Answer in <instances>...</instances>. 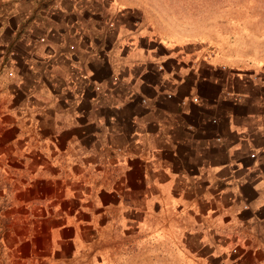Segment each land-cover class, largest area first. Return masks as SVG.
Wrapping results in <instances>:
<instances>
[{
	"label": "crops",
	"instance_id": "crops-1",
	"mask_svg": "<svg viewBox=\"0 0 264 264\" xmlns=\"http://www.w3.org/2000/svg\"><path fill=\"white\" fill-rule=\"evenodd\" d=\"M140 1L0 0V264H106L107 233L264 264V56Z\"/></svg>",
	"mask_w": 264,
	"mask_h": 264
},
{
	"label": "rangeland",
	"instance_id": "rangeland-1",
	"mask_svg": "<svg viewBox=\"0 0 264 264\" xmlns=\"http://www.w3.org/2000/svg\"><path fill=\"white\" fill-rule=\"evenodd\" d=\"M140 3L147 7L150 24L166 36L205 38L212 32L229 31L246 43L250 65L256 64L257 56H264V0H141ZM157 234L107 233L96 248L102 249L106 264H145V258L151 257L147 249L155 251L151 264H162V256L164 262L177 264L176 252L185 245L183 260L192 261L188 248L198 247L194 238L187 233L178 238L172 233L162 240ZM162 246L171 254H160Z\"/></svg>",
	"mask_w": 264,
	"mask_h": 264
},
{
	"label": "built area",
	"instance_id": "built-area-1",
	"mask_svg": "<svg viewBox=\"0 0 264 264\" xmlns=\"http://www.w3.org/2000/svg\"><path fill=\"white\" fill-rule=\"evenodd\" d=\"M194 101H197V98H193ZM252 156H254V153L251 154Z\"/></svg>",
	"mask_w": 264,
	"mask_h": 264
}]
</instances>
